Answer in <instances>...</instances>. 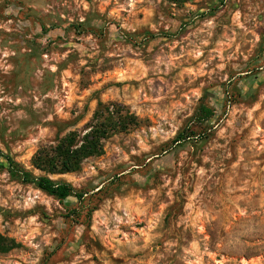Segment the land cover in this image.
I'll use <instances>...</instances> for the list:
<instances>
[{"label": "rangeland", "instance_id": "374dc122", "mask_svg": "<svg viewBox=\"0 0 264 264\" xmlns=\"http://www.w3.org/2000/svg\"><path fill=\"white\" fill-rule=\"evenodd\" d=\"M99 104L137 125L48 176L82 201L0 158V264H264V0H0V153L43 176Z\"/></svg>", "mask_w": 264, "mask_h": 264}, {"label": "trees", "instance_id": "16d2710c", "mask_svg": "<svg viewBox=\"0 0 264 264\" xmlns=\"http://www.w3.org/2000/svg\"><path fill=\"white\" fill-rule=\"evenodd\" d=\"M173 5H181L188 0H167ZM206 118L210 117L207 108L201 109ZM137 125L136 118L132 115H122L120 112L103 107L99 104L93 115V123L88 129L79 134L70 132L58 139L55 144L39 148L31 159L33 170L44 174L34 176L10 157L0 153V158L5 159L8 171L12 177L21 179L23 183L34 185L38 190L58 201H64L74 196L79 202L83 195L75 193L73 188L64 182L51 180L48 176L76 173L87 159L99 157L103 153V142L111 135L126 132L129 126ZM177 135L175 142L180 141ZM12 241L0 236V253H6L14 248Z\"/></svg>", "mask_w": 264, "mask_h": 264}]
</instances>
